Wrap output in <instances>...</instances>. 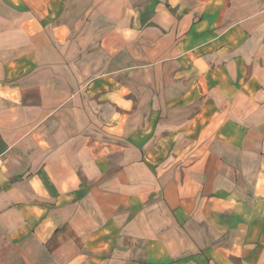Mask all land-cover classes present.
I'll use <instances>...</instances> for the list:
<instances>
[{
	"label": "crops",
	"instance_id": "crops-1",
	"mask_svg": "<svg viewBox=\"0 0 264 264\" xmlns=\"http://www.w3.org/2000/svg\"><path fill=\"white\" fill-rule=\"evenodd\" d=\"M0 264H264V0H0Z\"/></svg>",
	"mask_w": 264,
	"mask_h": 264
}]
</instances>
